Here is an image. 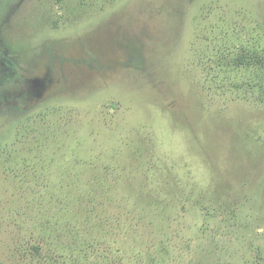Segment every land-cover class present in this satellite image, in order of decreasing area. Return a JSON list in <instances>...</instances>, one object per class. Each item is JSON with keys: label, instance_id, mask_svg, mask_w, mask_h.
Here are the masks:
<instances>
[{"label": "rangeland", "instance_id": "1", "mask_svg": "<svg viewBox=\"0 0 264 264\" xmlns=\"http://www.w3.org/2000/svg\"><path fill=\"white\" fill-rule=\"evenodd\" d=\"M242 47L264 0H0V264H264Z\"/></svg>", "mask_w": 264, "mask_h": 264}, {"label": "trees", "instance_id": "2", "mask_svg": "<svg viewBox=\"0 0 264 264\" xmlns=\"http://www.w3.org/2000/svg\"><path fill=\"white\" fill-rule=\"evenodd\" d=\"M232 65L233 67L239 68V69H250L257 72H264V54L260 52L255 47H242L239 49V53L237 56H235L232 59ZM52 227L55 230H58L57 232H60L63 235H72L75 238L76 230L71 227H67L63 224L61 225L60 222L57 220H52ZM41 238H44V235L41 236ZM40 238V239H41ZM51 246H55L52 242H50ZM72 245L66 244L67 252H71ZM58 249V248H57ZM70 249V250H69ZM42 252V246L40 243H38L36 246L33 247V253L30 256V260L32 263H39V264H66V261L69 259L72 253L67 257L66 255L61 256H49V254ZM75 257L70 258V261L72 263L70 264H76L74 262Z\"/></svg>", "mask_w": 264, "mask_h": 264}, {"label": "flooded vegetation", "instance_id": "3", "mask_svg": "<svg viewBox=\"0 0 264 264\" xmlns=\"http://www.w3.org/2000/svg\"><path fill=\"white\" fill-rule=\"evenodd\" d=\"M9 79H10V78H7V80H9ZM13 81H16V82H17V81H19V80H16V79H14ZM28 82H29V83H31V82H32V83H34V84H36V83H37V81H36V80H28ZM28 82H27V83H28Z\"/></svg>", "mask_w": 264, "mask_h": 264}]
</instances>
